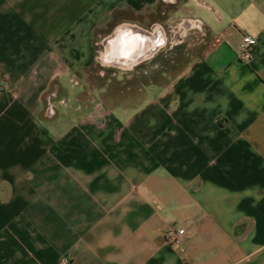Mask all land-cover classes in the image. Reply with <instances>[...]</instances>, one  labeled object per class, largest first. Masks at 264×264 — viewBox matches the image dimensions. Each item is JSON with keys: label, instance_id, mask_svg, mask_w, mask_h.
<instances>
[{"label": "crops", "instance_id": "crops-1", "mask_svg": "<svg viewBox=\"0 0 264 264\" xmlns=\"http://www.w3.org/2000/svg\"><path fill=\"white\" fill-rule=\"evenodd\" d=\"M123 21L175 47L91 89ZM63 258L264 264V0H0V264Z\"/></svg>", "mask_w": 264, "mask_h": 264}, {"label": "clouds", "instance_id": "clouds-1", "mask_svg": "<svg viewBox=\"0 0 264 264\" xmlns=\"http://www.w3.org/2000/svg\"><path fill=\"white\" fill-rule=\"evenodd\" d=\"M164 3L174 4L176 0H164ZM189 23L192 28L199 27L195 20ZM178 27H183V21ZM187 34V31L179 33L182 38ZM95 43L94 60L101 69L99 74L104 76V70L116 69L119 77L133 72L138 65L152 61L160 51L175 47V42L170 41L164 25L159 22L154 23L150 28H144L139 23L123 21L116 24L106 35H101ZM157 66L153 65V67ZM144 74H148L147 70Z\"/></svg>", "mask_w": 264, "mask_h": 264}, {"label": "built area", "instance_id": "built-area-1", "mask_svg": "<svg viewBox=\"0 0 264 264\" xmlns=\"http://www.w3.org/2000/svg\"><path fill=\"white\" fill-rule=\"evenodd\" d=\"M258 44V39L251 35H244L240 44L239 57L245 61H251L255 56V46ZM185 228L178 227L173 224L169 227L166 233V238L170 243L180 241L181 236L185 233ZM60 264H72L70 258H63Z\"/></svg>", "mask_w": 264, "mask_h": 264}, {"label": "rangeland", "instance_id": "rangeland-1", "mask_svg": "<svg viewBox=\"0 0 264 264\" xmlns=\"http://www.w3.org/2000/svg\"><path fill=\"white\" fill-rule=\"evenodd\" d=\"M159 60H162L161 56L156 57L153 60V62L157 63ZM166 60H168V61H165V59H163L162 64H165L166 66L171 67L172 66L171 65L172 64L171 59H170V61H169V59H166ZM140 67H142V66H140ZM100 71H101V69L97 65L96 68H95V71L91 74V77H89V78H91L89 80V83H87V86L89 88L94 89L95 87H98L99 85H101V84L103 85L105 83L104 85H106V84L109 85L110 84V86H112L113 89H116L117 85L118 86H123L122 89L124 90L125 86H128V85L140 86V84H141L140 79H134L133 83H132L129 80H127L126 77L123 78L124 79L123 82H118L117 83L115 80L110 82V76H111L110 74H111L112 70H108V69L104 70L105 71V75L104 76H101L99 74ZM106 89H107L106 91L109 92V87H107Z\"/></svg>", "mask_w": 264, "mask_h": 264}]
</instances>
